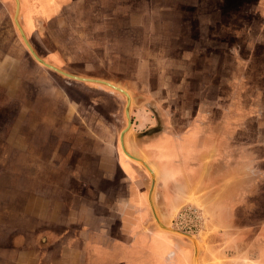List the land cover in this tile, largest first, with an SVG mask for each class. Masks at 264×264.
<instances>
[{"label":"rangeland","instance_id":"rangeland-1","mask_svg":"<svg viewBox=\"0 0 264 264\" xmlns=\"http://www.w3.org/2000/svg\"><path fill=\"white\" fill-rule=\"evenodd\" d=\"M33 1L31 8L20 5L17 16L33 51L65 73L127 92L131 127L124 145L154 174L145 156L129 150L131 137L142 144L178 135L197 116L196 149L185 158L182 152L164 163L158 160V170L163 164L172 187L183 193L196 186L210 161L204 158L211 155L213 182L191 193L171 226L195 235L205 249L213 243L212 259H252L242 243L232 241L245 225L264 223V0H72L55 1V6L53 0L46 9L35 8ZM15 10V0H0V244L32 223L27 215L34 208L51 218L67 199L77 208L86 206L88 193L125 196L126 185L111 182L121 175L117 153L146 177L147 194L150 187L146 169L121 150L126 96L37 63L15 25ZM182 167L186 184L176 183ZM230 173L243 178L227 184ZM248 174L251 180L244 182ZM98 177L105 180L84 182ZM249 188L258 192L248 195ZM145 213L149 216L148 207ZM230 220L229 239L223 226ZM112 229L118 238L117 228ZM128 241L132 249L123 254L124 261L113 258L112 263L161 264ZM97 260L105 261L90 264ZM16 262L0 259V264Z\"/></svg>","mask_w":264,"mask_h":264},{"label":"crops","instance_id":"crops-1","mask_svg":"<svg viewBox=\"0 0 264 264\" xmlns=\"http://www.w3.org/2000/svg\"><path fill=\"white\" fill-rule=\"evenodd\" d=\"M31 1L20 0L19 3L24 8H31ZM55 1L57 4L59 1L66 4L72 0H54V6ZM51 2L53 0H34L33 6L46 9L52 6ZM33 17L36 18L35 15ZM192 122L185 132L178 135H159L157 138L150 139L148 143L142 144L137 143L136 137H131L127 143L129 150L138 157L143 158L142 156H145L155 171L156 192H154L153 200L159 218L164 225H172L174 216L195 189H207L213 182L211 178L212 168H209L211 155L204 158V160L209 158L210 161L207 165L203 164L197 177L196 186L187 187L188 189L183 193L177 192L180 190L172 187L171 178L167 179L163 172V164H161L163 166L161 167L162 171L159 173L158 160L164 163L171 157H175L176 154H182V152V156L185 158L188 154L187 151L192 153V150L196 149V142L199 137H196L197 133L193 127L198 126L197 116ZM141 130L139 129L136 133H140ZM176 139L184 140L183 144L174 146L173 141ZM208 139H205L206 143ZM94 152L100 153V150L95 149ZM114 162L121 175L117 176V179L116 177L111 178L113 180L111 182L125 184L127 190L125 196H122L123 192L121 191L112 192L113 196L110 195L109 198L103 192H95L91 193L93 194L92 198H89L91 194L88 193L85 197L86 206L81 203V206L77 208L72 207L67 199L66 207L59 208L60 210L54 209L51 218H47L45 213L34 208L33 212L27 215V219L33 220L32 223L29 221V225L27 224L23 230L20 228L21 230L9 243L0 244V259H17V262L13 264H90L93 259H105L103 263L97 261L100 264H107L108 262L111 264L113 258L124 261L123 254L132 249V243L128 241L131 238L133 242H136L138 246L136 248L144 249L155 259H158L161 264H193L192 243L183 237L161 229L155 223L148 203V194L143 189L146 177L119 153L116 154ZM214 169L216 168L213 167V171ZM189 170L191 171V169ZM178 172L177 176L181 177L176 183H188L189 178L186 179L187 173L184 167L179 168ZM230 175L232 178L227 180V184L239 182L243 178H235L233 173ZM250 178V174H248L244 182L250 181ZM99 180H105V177L84 182L98 183ZM261 181L263 180L261 179ZM254 190V188L252 190L249 188L248 195L258 192H254ZM91 199L96 200L97 205L94 207H90L89 201ZM110 199L112 202L107 205L105 201ZM62 203L60 202L61 205ZM147 207L149 216L145 213ZM210 217L212 218L211 214ZM211 221L213 222L212 219ZM230 221L223 226L228 229L226 236L229 239L233 236L231 232L233 222ZM262 222L257 226L245 225L239 229V233L235 236L236 239L232 241L237 245L242 243L243 250L247 248L246 255L252 259H236V261L231 262L227 261L228 259H212L213 254L209 252V249H213V243H211L207 247L209 249L200 245L199 264H264V223ZM114 226L119 232V237L123 236L124 240L121 241L119 237H113L115 231L112 228ZM40 228H43L42 237L37 240L36 231ZM121 261H114L112 264H124Z\"/></svg>","mask_w":264,"mask_h":264},{"label":"water","instance_id":"water-1","mask_svg":"<svg viewBox=\"0 0 264 264\" xmlns=\"http://www.w3.org/2000/svg\"><path fill=\"white\" fill-rule=\"evenodd\" d=\"M15 5H16V10H15V16H14V21H15V25L21 35V38L24 42V45L25 47L27 48V50L29 51V53L31 54V56L33 57V59L41 64L42 66L64 76V77H67L69 79H73V80H76V81H81V82H89V83H96V84H102V85H105L107 87H110L111 89H114L115 91H118L120 93H122L123 95L126 96V99H127V103H126V108H125V115H126V119H127V126L126 128L122 131L121 135H120V145H121V150L123 152V154L137 162L138 164H140L144 169H146V171L149 173L150 175V187H149V191H148V195H147V198H148V203L150 205V208H151V211H152V215H153V218H154V221L155 223L163 230H166V231H169L173 234H176L180 237H183L185 239H188L192 245H193V264H199V252H200V245H199V242L198 240L196 239L195 235L191 234V233H187V232H184V231H180L178 229H175L174 227H172L171 225H164L160 218H159V214L157 212V209H156V206L154 204V200H153V195H154V191H155V185H156V177H155V174L154 172L151 170V168H149V166L142 160V159H139V158H136L134 156H132L125 148V145H124V141H123V137H124V134L130 129L131 127V119H130V115H129V105L131 103L130 101V97L129 95L127 94V92H125L124 90L110 84V83H107L105 81H101V80H94V79H88V78H82V77H78V76H75V75H71V74H68V73H65L64 71H61L59 70L58 68L46 63L45 61H43L41 58H39L36 53L33 51L32 47L30 46V44L28 43L27 39H26V36L21 28V26L19 25V22L17 20V16H18V13H19V6H20V3H19V0H15Z\"/></svg>","mask_w":264,"mask_h":264}]
</instances>
